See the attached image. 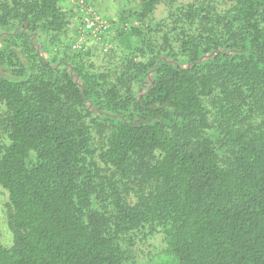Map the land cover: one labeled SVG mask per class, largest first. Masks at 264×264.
<instances>
[{"label":"trees","instance_id":"16d2710c","mask_svg":"<svg viewBox=\"0 0 264 264\" xmlns=\"http://www.w3.org/2000/svg\"><path fill=\"white\" fill-rule=\"evenodd\" d=\"M64 1L0 0V264H122L147 226L176 264H264V0L154 29L172 0H124L103 69L58 49Z\"/></svg>","mask_w":264,"mask_h":264},{"label":"rangeland","instance_id":"374dc122","mask_svg":"<svg viewBox=\"0 0 264 264\" xmlns=\"http://www.w3.org/2000/svg\"><path fill=\"white\" fill-rule=\"evenodd\" d=\"M194 0H172L171 5H161L152 16V29L156 25L166 23L163 18L170 12L188 6ZM86 5L91 6L108 23L109 32L100 39H94L83 34L81 20ZM62 8L68 13L69 26L63 41L58 49L72 53H88L91 61L99 69L106 66L107 59L114 50L121 48L118 32H127L131 26L124 20L128 5L124 0H65ZM129 21V20H127ZM156 24V25H155ZM57 47L54 48L56 51ZM155 52L157 49H154ZM68 52V51H67ZM69 53V52H68ZM0 69H2L0 67ZM3 107L0 106V121L3 116ZM6 141L0 126V146ZM12 210L9 204L8 193L0 186V247L10 249L16 241V231L11 225ZM127 247L124 248L127 259L122 264H176V259L167 253L166 244L161 231L151 230L149 226L127 238ZM132 244V245H129Z\"/></svg>","mask_w":264,"mask_h":264},{"label":"built area","instance_id":"2783aa9c","mask_svg":"<svg viewBox=\"0 0 264 264\" xmlns=\"http://www.w3.org/2000/svg\"><path fill=\"white\" fill-rule=\"evenodd\" d=\"M83 34L94 39H100L109 32L108 23L91 6L86 5L85 13L81 20Z\"/></svg>","mask_w":264,"mask_h":264},{"label":"water","instance_id":"95a60500","mask_svg":"<svg viewBox=\"0 0 264 264\" xmlns=\"http://www.w3.org/2000/svg\"><path fill=\"white\" fill-rule=\"evenodd\" d=\"M39 51V50H38Z\"/></svg>","mask_w":264,"mask_h":264}]
</instances>
